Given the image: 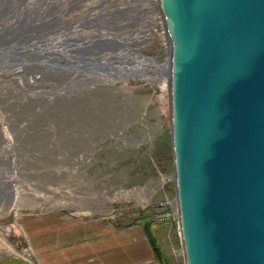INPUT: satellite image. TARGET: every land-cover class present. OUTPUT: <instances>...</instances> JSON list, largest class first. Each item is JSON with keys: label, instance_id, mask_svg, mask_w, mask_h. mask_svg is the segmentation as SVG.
<instances>
[{"label": "rangeland", "instance_id": "rangeland-1", "mask_svg": "<svg viewBox=\"0 0 264 264\" xmlns=\"http://www.w3.org/2000/svg\"><path fill=\"white\" fill-rule=\"evenodd\" d=\"M111 1L0 0V221L58 209L123 229L145 215L162 260L184 264L177 221L154 218L175 198L164 23L152 7L136 46L155 62H133L123 32L87 18ZM110 47L127 69L104 65Z\"/></svg>", "mask_w": 264, "mask_h": 264}, {"label": "water", "instance_id": "water-1", "mask_svg": "<svg viewBox=\"0 0 264 264\" xmlns=\"http://www.w3.org/2000/svg\"><path fill=\"white\" fill-rule=\"evenodd\" d=\"M184 264H264V0H158Z\"/></svg>", "mask_w": 264, "mask_h": 264}, {"label": "crops", "instance_id": "crops-1", "mask_svg": "<svg viewBox=\"0 0 264 264\" xmlns=\"http://www.w3.org/2000/svg\"><path fill=\"white\" fill-rule=\"evenodd\" d=\"M0 264H161L140 225L113 224L58 209L4 216Z\"/></svg>", "mask_w": 264, "mask_h": 264}, {"label": "built area", "instance_id": "built-area-1", "mask_svg": "<svg viewBox=\"0 0 264 264\" xmlns=\"http://www.w3.org/2000/svg\"><path fill=\"white\" fill-rule=\"evenodd\" d=\"M95 1H98V0H93V2ZM99 1L102 2L104 0H99ZM103 4H101L100 6L102 7V9L105 8V11L103 10L104 12H102L100 10H97L93 13H90L89 17H87L88 20H95L98 18L100 19V18L106 17L107 23L110 24L108 25L109 30H107V32H113V33L123 32V35L125 37H122V44L124 45V47L132 48V51L136 52L138 56H141V58L145 57L146 61L147 60L152 61L151 58L155 56L146 57L142 53L138 54L139 47L136 46V42L142 41L144 42V44L146 43L147 45L150 44V40L148 39V36L150 32L152 33V28L147 27V21L149 20V17H152L151 11L153 10V8L156 7L158 9L157 13L159 14V16L162 17V21L164 23V18L160 11L158 0H115V1L112 0L110 3L105 2ZM128 22H133L136 25L134 30H139V31L138 32L136 31V33H130L131 28H128V25L126 24ZM164 29H165V24H164ZM87 30L88 31L91 30L92 33H96V34H100V32H104V31H100L97 27H93V26H91L89 29L87 28ZM165 33L167 34L166 29H165ZM114 35L115 34H113V36ZM166 38H167V44L165 45V49L167 52V58L163 60V62H165L166 66L168 67L167 64L169 62V39L167 35H166ZM113 42H116L115 45L117 43H120L116 39ZM78 43L80 45H78ZM78 43H77L78 47L76 48L84 47L83 45L81 46L80 42ZM106 50L108 51H105V50L100 51V52L98 51L99 54L101 55V58L104 57L105 60H108V63L104 65L109 70L118 72L119 67L115 62L117 60L118 53H112L113 49L111 47L107 48ZM134 55L136 56V54ZM95 59L99 62L98 57H95V58L93 57V60ZM100 63L103 64V62H100ZM125 64H129V63L126 62ZM112 65H117V66L116 67L114 66L115 67L114 69ZM142 68L146 69L145 67H142ZM140 71H143V70H140ZM159 205L161 206V210L155 214L154 218L156 220H166L172 217L178 223V213H177V206H176L175 198L170 201H160ZM172 209H175V211Z\"/></svg>", "mask_w": 264, "mask_h": 264}, {"label": "trees", "instance_id": "trees-1", "mask_svg": "<svg viewBox=\"0 0 264 264\" xmlns=\"http://www.w3.org/2000/svg\"><path fill=\"white\" fill-rule=\"evenodd\" d=\"M138 220H141L142 221V223H139V224L144 229V231L146 232V234H148V236H150V230H151L152 222H148V220H147V218H146L145 215L139 216ZM150 239H151V237H150ZM153 244H154V242H153ZM153 247H154V251H155V253H156V255H157L160 263L161 264H168L167 262H164L162 260V257H161V255H160V253L158 251V248L155 246V244H154Z\"/></svg>", "mask_w": 264, "mask_h": 264}, {"label": "bare ground", "instance_id": "bare-ground-1", "mask_svg": "<svg viewBox=\"0 0 264 264\" xmlns=\"http://www.w3.org/2000/svg\"><path fill=\"white\" fill-rule=\"evenodd\" d=\"M107 41H109V40H107ZM127 52H129V54L130 55H133V53L134 54H136V52H134V51H132V49H128L127 48V50H126ZM120 53H121V51H120ZM118 55V54H117ZM121 55H118V58L120 57ZM124 58H128L129 59V55H124L123 56ZM144 58H141V56H138V57H136V59H133L132 58V60H133V62H135L134 60H138V61H142ZM103 60V59H102ZM120 60V59H119ZM153 62H155V60L154 59H151ZM129 61V60H128ZM130 63H132V62H130ZM137 63V62H136ZM140 64V63H139ZM156 66H157V69H158V71H160L161 70V66H159V64H157V62H156V64H155ZM137 66V65H136ZM139 68H141V67H139ZM119 69H121V70H123V69H127V68H124L123 66L122 67H119ZM125 71V70H124Z\"/></svg>", "mask_w": 264, "mask_h": 264}]
</instances>
